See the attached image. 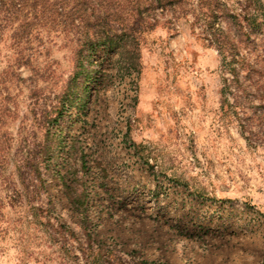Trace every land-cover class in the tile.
Returning a JSON list of instances; mask_svg holds the SVG:
<instances>
[{
  "label": "rangeland",
  "instance_id": "rangeland-1",
  "mask_svg": "<svg viewBox=\"0 0 264 264\" xmlns=\"http://www.w3.org/2000/svg\"><path fill=\"white\" fill-rule=\"evenodd\" d=\"M165 18L135 67L50 21L0 32V264H264V107Z\"/></svg>",
  "mask_w": 264,
  "mask_h": 264
},
{
  "label": "trees",
  "instance_id": "trees-1",
  "mask_svg": "<svg viewBox=\"0 0 264 264\" xmlns=\"http://www.w3.org/2000/svg\"><path fill=\"white\" fill-rule=\"evenodd\" d=\"M162 17L173 23L188 20L201 39L216 49L220 70L230 74L223 77L221 87L226 101L228 91L234 94L232 106L256 97L255 107H264V49L255 61L246 50L258 35L264 40L263 0H0V32L18 19L16 30H22L14 37L25 34L28 40L33 25L50 21L51 27L70 35L77 61L102 46L125 55L129 67L138 63L139 37Z\"/></svg>",
  "mask_w": 264,
  "mask_h": 264
}]
</instances>
